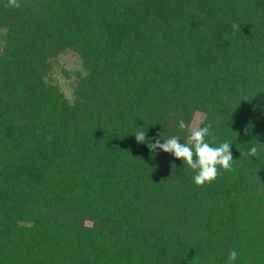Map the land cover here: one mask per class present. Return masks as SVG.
Here are the masks:
<instances>
[{"label": "trees", "instance_id": "1", "mask_svg": "<svg viewBox=\"0 0 264 264\" xmlns=\"http://www.w3.org/2000/svg\"><path fill=\"white\" fill-rule=\"evenodd\" d=\"M19 2L0 0V264H264V0ZM199 115L234 158L202 186L134 134L184 143Z\"/></svg>", "mask_w": 264, "mask_h": 264}, {"label": "clouds", "instance_id": "2", "mask_svg": "<svg viewBox=\"0 0 264 264\" xmlns=\"http://www.w3.org/2000/svg\"><path fill=\"white\" fill-rule=\"evenodd\" d=\"M7 6L19 8L21 5L19 0H8ZM232 28L234 32L238 31L239 25L233 23ZM178 124L181 130H188V135L183 140L184 143H180L181 137L179 136L166 137L162 133L158 134L159 138H152L155 140L153 143L151 139L147 138V132L143 130L135 132V138L139 143H147L152 153H156L157 149H161L166 153L173 154L176 159L183 160L195 172L193 180L198 186L214 181L221 174L219 169L229 172L234 170V158L231 151V145L233 143L225 141L219 145H215V136L212 132L213 125L211 123L204 126H190L183 119H180ZM248 131L249 129L246 128L245 134ZM206 138H211V141ZM51 139L52 137L50 135L48 140L50 141ZM161 140H163V143H161ZM259 150L258 146L253 145L248 155L258 158ZM174 166L173 164L172 167ZM237 257V251L235 249L231 250L228 256L229 264L236 261Z\"/></svg>", "mask_w": 264, "mask_h": 264}, {"label": "rangeland", "instance_id": "3", "mask_svg": "<svg viewBox=\"0 0 264 264\" xmlns=\"http://www.w3.org/2000/svg\"><path fill=\"white\" fill-rule=\"evenodd\" d=\"M62 69H66L68 71L80 70L81 69V61L73 53L64 54L58 59V64H57L56 70H55L56 79L59 81V83L63 87V90L66 93V96L68 98H72L73 97V89L68 86L67 78L62 73ZM202 120H203L202 115L197 116V119H196L197 126L201 125Z\"/></svg>", "mask_w": 264, "mask_h": 264}]
</instances>
